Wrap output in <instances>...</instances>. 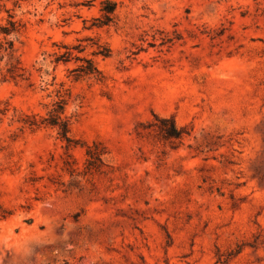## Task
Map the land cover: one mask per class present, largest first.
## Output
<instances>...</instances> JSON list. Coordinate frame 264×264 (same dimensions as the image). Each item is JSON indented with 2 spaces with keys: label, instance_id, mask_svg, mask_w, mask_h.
<instances>
[{
  "label": "rangeland",
  "instance_id": "obj_1",
  "mask_svg": "<svg viewBox=\"0 0 264 264\" xmlns=\"http://www.w3.org/2000/svg\"><path fill=\"white\" fill-rule=\"evenodd\" d=\"M0 264H264V0L0 3Z\"/></svg>",
  "mask_w": 264,
  "mask_h": 264
},
{
  "label": "trees",
  "instance_id": "obj_2",
  "mask_svg": "<svg viewBox=\"0 0 264 264\" xmlns=\"http://www.w3.org/2000/svg\"><path fill=\"white\" fill-rule=\"evenodd\" d=\"M160 120L164 123L169 121L171 123L170 127H165V126H161V131L163 133V136L165 138H171V137H181L182 136V129H178L175 120L170 117V118H166V117H162L160 118ZM63 130L66 132L67 131V126L64 124L63 126ZM65 135V134H64Z\"/></svg>",
  "mask_w": 264,
  "mask_h": 264
},
{
  "label": "clouds",
  "instance_id": "obj_3",
  "mask_svg": "<svg viewBox=\"0 0 264 264\" xmlns=\"http://www.w3.org/2000/svg\"><path fill=\"white\" fill-rule=\"evenodd\" d=\"M6 0H0V3H5ZM125 3H127V0H125ZM127 8L130 10L129 16L130 18H135V16L138 14L137 9L139 8V4L132 5V4H127Z\"/></svg>",
  "mask_w": 264,
  "mask_h": 264
}]
</instances>
